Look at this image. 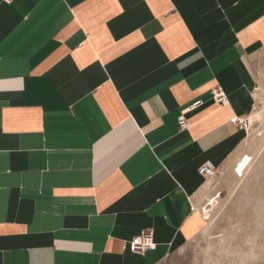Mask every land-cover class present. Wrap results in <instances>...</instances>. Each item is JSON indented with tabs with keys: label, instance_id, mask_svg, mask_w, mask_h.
Masks as SVG:
<instances>
[{
	"label": "crops",
	"instance_id": "0c3cea01",
	"mask_svg": "<svg viewBox=\"0 0 264 264\" xmlns=\"http://www.w3.org/2000/svg\"><path fill=\"white\" fill-rule=\"evenodd\" d=\"M258 104L264 0H0V264H162Z\"/></svg>",
	"mask_w": 264,
	"mask_h": 264
},
{
	"label": "rangeland",
	"instance_id": "374dc122",
	"mask_svg": "<svg viewBox=\"0 0 264 264\" xmlns=\"http://www.w3.org/2000/svg\"><path fill=\"white\" fill-rule=\"evenodd\" d=\"M244 147L198 201L200 230L162 264H264V131L248 135ZM241 157L250 162L239 175Z\"/></svg>",
	"mask_w": 264,
	"mask_h": 264
},
{
	"label": "built area",
	"instance_id": "2783aa9c",
	"mask_svg": "<svg viewBox=\"0 0 264 264\" xmlns=\"http://www.w3.org/2000/svg\"><path fill=\"white\" fill-rule=\"evenodd\" d=\"M212 97L216 103L224 104L226 103V95L220 88H215L212 90ZM200 100H196L191 104V108H195L201 105ZM230 121L234 123L238 129L245 132V134H261L264 131V105L258 104L255 107L253 115L249 116H237L234 115L230 118ZM178 127L184 129L187 127V122L185 116L180 114L177 117ZM198 173L202 176L205 183L208 186L213 185L220 177V172L216 166L211 162H204L199 168ZM194 209V207L192 208ZM156 246L153 238L152 230H141L138 234L131 236L123 244L124 249H128L131 252L143 254L148 250L154 249Z\"/></svg>",
	"mask_w": 264,
	"mask_h": 264
},
{
	"label": "bare ground",
	"instance_id": "6f19581e",
	"mask_svg": "<svg viewBox=\"0 0 264 264\" xmlns=\"http://www.w3.org/2000/svg\"><path fill=\"white\" fill-rule=\"evenodd\" d=\"M249 162H250V158L249 157H241V158H239L237 160V162L235 163V165H234L235 173L241 175L244 172V170L246 169V167L248 166ZM206 185L208 186L207 183H206Z\"/></svg>",
	"mask_w": 264,
	"mask_h": 264
}]
</instances>
